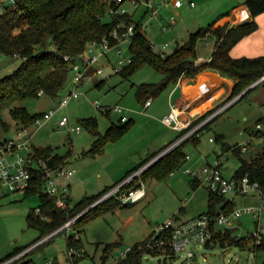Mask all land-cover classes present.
<instances>
[{
	"label": "rangeland",
	"instance_id": "1",
	"mask_svg": "<svg viewBox=\"0 0 264 264\" xmlns=\"http://www.w3.org/2000/svg\"><path fill=\"white\" fill-rule=\"evenodd\" d=\"M193 1L196 3L194 7H191L186 0L184 6L178 9L169 7L171 10H166L167 8H164L162 12L165 16L168 12V14L171 12L178 14L177 23L166 32L160 33L156 26L153 29H148L147 34L159 42L177 39L178 43H182L192 31L201 26H207L234 2V0ZM103 19L109 21L110 16L106 15ZM209 35L206 34L203 38ZM128 44H124L123 55H128ZM175 46L176 43L171 46L170 51ZM200 50V55H207L203 51L202 45H200ZM97 52L98 50H96ZM110 57L116 63L119 55L111 52ZM21 60L20 57L7 55L0 51V77L17 68ZM103 78L107 79L106 82L100 87L96 86L95 82ZM162 78V73L149 65L138 68L128 79L113 72L111 66H108L104 73L79 87L78 90L82 93L81 97L73 99L68 107L59 109L44 124L30 126L26 133L33 134V142L36 146L51 145L57 147L60 153L72 150L69 160L77 172L65 180L66 183L69 181L73 183L72 204L86 194L91 195L99 192L104 187L103 181L106 179L121 180L130 169L147 156L148 151L145 150L151 139H163L166 136L167 139L173 140L179 137V130H174L164 122L149 121L138 115L144 111L142 103L136 95L137 86L143 82H158ZM73 87V74L70 73L66 87L58 97L50 98L42 95L36 99L16 101L15 104H24L30 112H44L57 107L61 95ZM169 90L170 87L162 93L167 95ZM223 100L206 111L219 105ZM94 102L101 106H97ZM116 104L128 108V114L135 119L136 125L119 138L108 141L104 151L95 155L83 154L84 150L92 146L95 138L87 128L82 125L80 132L69 133L66 127L59 125L62 115H68L73 124L80 123V119L95 117L99 130L105 132L112 122L122 124L118 113L113 111L106 113L104 109L106 106ZM3 115L12 125L14 124L15 121L9 114L8 108L4 109ZM262 116H264V86L260 85L248 96L236 100L218 114L200 132L197 143L192 140L185 142L183 150L191 158L179 169L162 179L146 178L144 183L148 194L143 199L129 205L122 204L109 209L78 228L73 225V229L79 231L83 241L82 248L85 251L84 258L78 260L76 264H115V258L119 255L120 250L144 239L156 225L175 215L188 218L206 212L209 209V188L203 183L195 188L191 182L194 176L187 173L186 169L199 170L207 163L216 165L219 160L224 175L231 177L240 165V159L234 151L226 149L222 140L217 139V135L224 134V140L230 145L238 146L241 142L246 143L251 140L248 143V148L241 153L243 157L250 159L258 154L264 145V137L256 134L258 131L257 122ZM5 135L6 137H16V129H11ZM210 138L213 140L211 141ZM82 161L87 162L83 163ZM81 173L88 178L85 183L74 180ZM245 196L235 195L237 206L252 204L247 203L250 199ZM39 203L38 194L25 196L22 193L6 189L0 184V258L14 248L25 246L39 237L40 231L30 226L27 220V214L31 208L36 207ZM220 206L217 205V210L221 208ZM257 220L250 213L243 214L234 219L229 229H232L233 234L236 235L239 233L248 235L256 231L257 228L264 233V211L260 221ZM238 225L241 228H237ZM70 233L72 234L73 231ZM68 234L67 230L56 234L27 257L39 260L42 257L52 256L59 261V264H72L67 255ZM116 241H120V245L115 247L104 260L102 257L104 245ZM192 246L198 264H260L264 259V250L256 252L250 247L242 248L235 244L225 246L219 243L213 246L196 244ZM184 257V253L179 251L174 255L145 252L140 264H183Z\"/></svg>",
	"mask_w": 264,
	"mask_h": 264
},
{
	"label": "trees",
	"instance_id": "2",
	"mask_svg": "<svg viewBox=\"0 0 264 264\" xmlns=\"http://www.w3.org/2000/svg\"><path fill=\"white\" fill-rule=\"evenodd\" d=\"M112 2V0H0V51L22 59L17 68L0 77V146L7 138L6 132L13 128L18 130L22 127H29L33 125L35 118L42 114V112H30L27 106L15 104V102L36 99L42 95L50 98L58 97L66 87L71 73L65 56L78 55L87 48L90 41L99 40L110 32L116 19L114 16H110L109 21H104L103 18ZM243 4L249 8L251 19H245L232 25L225 23L215 26L220 18L230 13L228 10L224 11L207 26H201L192 31L182 43L177 42L176 46L165 55L156 53L146 34L139 27H136V32L128 44V54L131 56V61L115 73H119L123 78L128 79L138 68L144 65H149L162 73L161 81L143 82L137 86L136 95L142 104L149 98L157 97L168 87L186 78H194L199 72L206 69L218 71L221 75L234 80V87L223 102L235 97L258 81L264 74V54L237 57L231 54L232 48L240 40L257 30L256 16L264 12V0H245ZM124 19L128 21L131 18L124 16ZM206 34L215 36L216 44L209 60L198 63L197 45ZM106 80V78L99 79L95 85L100 87ZM260 85L264 86V80L247 90L238 99L248 96ZM40 91L42 94L39 93ZM223 102L199 115L194 123L210 115ZM5 108H8L9 114L15 121L13 125L3 115ZM105 112L111 113L112 110L106 106ZM261 120L262 117L258 119V121ZM211 121L206 123L203 128L207 127ZM80 123L95 136L92 146L83 151L84 155L92 156L102 152L108 141L115 140L127 132L134 125V119L129 118L122 124L112 122L105 132L99 130L98 121L95 117L80 119ZM256 134L264 137V129L258 130ZM199 137L200 135L188 140L197 143ZM224 137V134L217 135V139L222 140L226 149L234 151L240 159V165L233 176L241 177L248 174L251 181H258L261 188L264 189V145L258 154L247 159L241 155L243 150L240 147L230 145L224 140ZM188 140L149 165L141 175L142 180L144 181L148 177L162 179L179 169L185 162L186 152L183 150V145ZM169 144L149 154L130 169L124 177L150 161ZM71 154L72 150L60 153L57 147L51 145H35V155L43 158L44 168L51 169L66 164ZM35 171L33 184L24 195L38 194L40 198V203L31 208L27 214L29 225L40 231L37 239L86 209L107 188L112 186H106L95 194L85 195L72 206L60 208L56 205L53 196L42 192L41 188L45 183L43 168L40 167ZM191 182L194 187L201 183L197 178H193ZM225 202V195L209 190V209L206 212L217 211L218 204H223L222 208L226 212L237 206L235 200ZM122 204L129 205L132 203H121L115 199L105 200L79 216L74 227L78 228L90 219ZM37 207H40L41 211L49 216V219H43L36 215ZM152 235L153 232L151 231L144 239L133 244L131 250L119 264H140L142 255L147 250L140 248L139 244L147 242ZM220 238L222 246H225V242H227V244H235L242 248L250 247L256 252L264 250V237L259 243H255L252 241L253 239L246 240L244 237L233 234L232 229H227V232L222 234ZM67 243L68 248L72 246L78 249L83 247L81 237L75 239L73 234L67 236ZM120 243V241L106 243L102 255L103 259L105 260ZM206 246L211 245L206 244ZM23 247L14 248L3 255L0 261ZM82 257H75L74 259L78 261ZM20 264H28V261ZM260 264H264V259Z\"/></svg>",
	"mask_w": 264,
	"mask_h": 264
},
{
	"label": "built area",
	"instance_id": "3",
	"mask_svg": "<svg viewBox=\"0 0 264 264\" xmlns=\"http://www.w3.org/2000/svg\"><path fill=\"white\" fill-rule=\"evenodd\" d=\"M13 1V0H12ZM106 15L114 16L115 25L110 32L101 39L90 41L87 48L78 55H66L68 67L73 74L74 87L63 93L58 101L57 107L50 108L42 112L35 118L33 124L42 125L50 119L59 109L68 107L73 99L81 97L79 87L88 81L94 80L95 77L104 73L106 67L111 66L113 72H118L124 65L131 61L130 54L123 55L124 44L130 43L132 36L139 27L146 36L148 41L156 53L165 55L170 51L173 44L177 43V39L159 42L151 35L147 34L148 29L157 26L160 33L166 32L174 27L176 22V13H171L167 20H163L164 8L169 6L178 9L183 7L186 0H112ZM188 4L194 7L196 3L188 0ZM140 16L138 17V14ZM124 16H129L130 20H125ZM96 50L98 52L96 53ZM115 52L119 55L116 63L110 57V53ZM264 80V74L261 77ZM180 82V81H179ZM178 82V83H179ZM42 94V91L39 92ZM239 98V94L235 97L223 102L210 115L194 123L195 119L180 117L179 107L173 103L170 111L163 116V121L180 131V136L171 142L166 148L159 152L150 161L133 171L130 175L122 178L118 182L107 188L91 205L78 213L76 216L68 219L65 223L58 226L48 234L34 240L25 245L22 249L0 261V264H20L28 261V264H59V261L52 257L46 256L42 259H29L27 256L37 247L45 244L56 234L67 230L68 235L73 231L75 239L80 237L78 231L73 229L76 219L86 212L89 208L108 199L119 200L121 203H135L143 199L147 194L144 181L141 178L144 170L162 155L181 144L182 142L199 136L202 128L206 123L211 121L215 116L233 104ZM151 103L148 99L145 107ZM97 106V102H94ZM113 112L120 115L122 122L129 119L126 106L116 104L108 106ZM106 109V107H105ZM59 125L66 127L67 132H80L82 125L80 123L73 124L68 115H62L59 119ZM29 127H22L16 130V137H7L0 146V184L14 192L24 194L33 184V176L36 169L43 168L45 183L42 186V192L47 193L55 198L56 205L60 208L72 206L70 199L69 183L65 180L69 179L76 171V168L68 165H60L55 168H44L43 158L35 155V144L33 142V134L26 133ZM258 130L264 129V116L262 120L257 122ZM252 135H254L252 133ZM213 140V138H210ZM249 140L246 143H240L238 146L245 151L248 148ZM191 158L186 154L185 162ZM184 162V163H185ZM186 172L199 179L206 184L210 191L220 193L226 196V202L235 200L237 194H248L254 191L260 193V201L257 204H246L243 206H235L232 210L226 212L222 207L215 212H202L198 215L182 218L178 215L156 225L152 232V237L145 243L139 244L140 248H145L147 252H159L174 255L176 252L184 253L183 264H198L196 253L192 245L196 244H220L222 234L227 232L234 219L241 217L243 214L250 213L260 221L264 211V189L261 188L258 181H251L248 174L241 177H227L221 169V162L218 160L216 165L207 163L199 170L186 169ZM136 180V181H135ZM70 199V200H69ZM225 202V203H226ZM35 214L43 219H49V216L43 213L40 207H37ZM258 224V223H257ZM241 228L240 225L237 228ZM258 227V225H257ZM246 240L253 239L255 243H259L264 237V233L257 228L256 231L243 235ZM227 245V242H226ZM133 246V245H132ZM132 246H127L119 251V255L115 258V264H119L126 257ZM84 249L69 247L67 251L68 258L72 264H76L75 257L84 258Z\"/></svg>",
	"mask_w": 264,
	"mask_h": 264
},
{
	"label": "crops",
	"instance_id": "4",
	"mask_svg": "<svg viewBox=\"0 0 264 264\" xmlns=\"http://www.w3.org/2000/svg\"><path fill=\"white\" fill-rule=\"evenodd\" d=\"M244 1L245 0H234L233 4L227 9L228 11H230V13L220 18L215 23V25L216 24L223 25L225 23H229L230 25H232L235 23H239L245 19H251L252 18L251 12L249 8L245 4H243ZM169 7H167L166 10H171ZM168 13H166V16L163 15L164 21L167 20L169 15L173 12H171L170 14ZM177 15L178 14L176 13L175 24L178 21ZM256 20L258 21L257 30L245 36L242 40H240L232 48L231 54L233 56H236V57L243 56V55L257 56V55L264 54V12L257 15ZM215 44H216L215 36L209 35L208 37H205L199 40L198 42L199 46L197 45V48H198L197 62L198 63L209 60L213 52ZM200 45H202L203 51L207 53L206 56L200 55L201 53ZM234 83L235 82L232 78L223 76L218 71H215L212 69H206V70L199 72L194 78H186L185 80L180 81L179 83L173 86H170V90L168 91L167 95L165 93H162L157 98L156 97L149 98L151 99V103L146 107L144 104H142V109L144 112L138 113V115L143 119H148L149 121L164 122L163 116L166 115L170 111L171 105L175 103L179 107L180 117L182 119H186V118L196 119L199 115L203 114L209 107H212L214 104L225 99L232 91L234 87ZM127 115L129 118H133L128 114V112H127ZM134 125H136L135 119H134ZM173 129L177 130L175 128ZM173 140L167 139L166 136H164L163 139H154V140L151 139L150 144L147 145V148L145 150V151H148L147 156L153 152H156L157 150L169 144ZM193 142L196 143L195 141ZM104 149H105V146H104ZM82 162L85 163L87 161H82ZM67 164L73 166V164L71 163L69 159L67 161ZM76 172L77 170L75 171V173ZM87 179H88L87 176L81 173L74 180L85 183ZM111 181L109 179L104 180L103 188H105L106 186L112 185L119 180H115V181L113 180L112 182ZM68 183L70 187V199H71L73 183L72 181H69ZM86 195H89V194H86ZM242 195H246L245 197H248L250 199L249 202L247 203L257 204L259 203L261 199L260 193L257 191H254L248 194H242Z\"/></svg>",
	"mask_w": 264,
	"mask_h": 264
},
{
	"label": "water",
	"instance_id": "5",
	"mask_svg": "<svg viewBox=\"0 0 264 264\" xmlns=\"http://www.w3.org/2000/svg\"><path fill=\"white\" fill-rule=\"evenodd\" d=\"M262 79L260 78L258 81H256L255 83H253L251 86H249L246 90H244L242 93L239 94V96H241L242 94H244L247 90H249L250 88L254 87L256 84H258Z\"/></svg>",
	"mask_w": 264,
	"mask_h": 264
}]
</instances>
